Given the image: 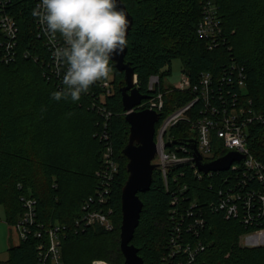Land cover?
<instances>
[{"label": "trees", "instance_id": "16d2710c", "mask_svg": "<svg viewBox=\"0 0 264 264\" xmlns=\"http://www.w3.org/2000/svg\"><path fill=\"white\" fill-rule=\"evenodd\" d=\"M1 1V8L16 20L19 35L14 60L6 63L0 54V205L5 208L7 222L15 225L25 211L22 198L37 202L33 232L8 249V260L3 264H39L40 240L34 231L58 224L65 226L67 232L62 244L64 264H124L120 238L122 191L129 174L123 151L130 136L121 96L125 75L110 60L111 71L100 80L111 81L112 95L104 100L111 113L108 121L96 108L101 107L99 81L79 101L70 97L53 99L52 94L64 85L49 74L51 55L45 40L38 38L37 17L33 15L37 0ZM121 1L133 17L126 39L125 63L137 76L136 87L150 99L164 94L157 128L172 112L194 99L191 92H178L163 85L177 59L183 64L182 73L192 83L210 74L217 85L225 70L237 66L246 76L243 99L251 100L252 107L264 113V0ZM208 3L218 6L223 28V40L215 48H210L208 40L198 35ZM5 41L0 30V45ZM153 76L159 78V84L151 90ZM227 90L241 93L237 85ZM148 101H143V105H148ZM202 105L201 102L196 106L198 116ZM103 133L111 137L119 172L112 180L106 204L101 205L97 194L101 181L97 174L103 169ZM192 134L191 124L183 121L170 130L169 138L174 145H187ZM261 145L252 144V153L264 163ZM178 156L190 154L178 152ZM241 175L242 172H215L199 177L190 164H181L168 169L165 182L160 168L155 169L150 191L139 194L143 209L132 241L144 264H188L183 255L175 261L167 258L170 238L182 223L181 214L189 210L204 221L196 236L185 232L183 238L184 245L201 242L204 246L193 264H264V246L240 245L243 236L263 229L264 225L248 226L238 217L226 219L211 207L220 198L219 190L236 188ZM251 185L257 186L258 182ZM92 198L95 201L91 210L106 215L109 210L112 212L108 216L113 230L99 225L77 228L83 206ZM174 200L178 203L174 204ZM194 204L198 207L194 208ZM190 222L194 223L195 218Z\"/></svg>", "mask_w": 264, "mask_h": 264}, {"label": "built area", "instance_id": "2783aa9c", "mask_svg": "<svg viewBox=\"0 0 264 264\" xmlns=\"http://www.w3.org/2000/svg\"><path fill=\"white\" fill-rule=\"evenodd\" d=\"M39 3L40 0H37V7ZM1 6L2 1L0 0V30L6 38V41L1 44L2 46L0 45L2 47L0 54L3 60L9 63L16 56L14 49L17 46L19 27L16 20L6 13ZM37 32L38 38L45 40L51 55L49 74L58 81L63 82L66 67L54 55L55 49L60 46L62 41L59 38L49 39L38 18ZM198 35L201 39L208 40L210 48H215L222 42L223 28L218 18V6L215 4L208 3L204 7V15L198 28ZM232 75L235 76V79ZM245 79L244 71L235 65L231 66V69L225 70L221 79L217 81V85L213 84V78L210 74H204L198 83H192L190 78L182 73L178 85L168 88L178 92H191L194 99L172 112L157 128V156H160L159 167L165 182L167 181L168 169L181 164H190L195 175L199 177H202L201 174L206 175L198 170L192 155L193 151L188 145L189 142H195L197 152L204 163L213 162L228 152L244 156V160L232 164L230 169L225 172H242L240 176L242 178L238 177L239 182L236 184V188L226 187L219 190L220 198L211 207L223 213L226 219L238 217L248 226L260 227L264 225V163L252 153V144L259 142L264 147V129L259 128L260 126L264 127V113L255 110L252 107L251 100L243 99ZM110 82L109 80L98 82L99 88L103 91L102 94H105L106 97L112 94ZM158 84L159 78L153 76L150 79V89H155ZM233 85H237L241 93L235 94L233 91L227 90V87ZM201 102L203 105L197 111L200 112L198 116L196 106ZM147 103L146 106L143 105L145 103H142L137 111L151 110L161 116L164 109V94H158L156 97L149 99ZM96 108H98L105 121L110 120L111 113L105 107L101 105V107L96 106ZM183 121L191 124L193 134L190 136L187 145H174L175 143H172L169 138V132ZM102 138L106 140V147L103 154V169L97 174L101 181V188L99 186L97 194L100 195L98 202L104 205L107 200L106 196L110 194L112 180L119 172V163L114 158L111 137L107 133H103ZM167 144H171V147H166ZM173 148H176V150ZM178 152L188 153L190 156L180 157ZM212 173L215 172L207 174ZM224 181L225 183L228 182L226 179ZM254 181L258 182L257 186L251 185ZM22 201L25 211L17 223V228L20 230L21 239L26 240L29 234L33 232L32 228L36 224L37 202L32 198H22ZM90 201L83 206V214L76 222L77 228L81 230L84 227L99 225L107 231L113 230V223L108 216L112 212L109 210L106 215L102 211L91 210V203H94L95 199L92 198ZM173 202L176 204L178 200ZM193 207L197 208L198 206L194 204ZM181 216L182 223L176 227L173 236L170 238V254L167 259L175 261L177 256L183 255L186 257L188 264H193L196 256L204 250V246L201 242L196 243L194 246L184 245L183 238L185 232L196 236L198 228H203L204 221L196 218L192 210L187 211L186 214H181ZM192 218H195V225L190 222ZM185 221H187L186 227L184 225ZM185 228L186 230H184ZM39 230L34 231V234L40 240L38 245L39 264H64L62 244L67 236L65 226L58 224ZM245 236H247V243L242 247L264 246V228Z\"/></svg>", "mask_w": 264, "mask_h": 264}, {"label": "clouds", "instance_id": "9594fccd", "mask_svg": "<svg viewBox=\"0 0 264 264\" xmlns=\"http://www.w3.org/2000/svg\"><path fill=\"white\" fill-rule=\"evenodd\" d=\"M33 15L49 39L62 41L54 52L66 67L64 88L52 94L57 101H79L109 75L110 60L127 46L128 20L118 0H40Z\"/></svg>", "mask_w": 264, "mask_h": 264}, {"label": "water", "instance_id": "95a60500", "mask_svg": "<svg viewBox=\"0 0 264 264\" xmlns=\"http://www.w3.org/2000/svg\"><path fill=\"white\" fill-rule=\"evenodd\" d=\"M118 4L125 11L128 20L127 39L133 24V17L121 0H118ZM126 54L127 47L122 53L114 55L111 59L117 70L125 75V86L121 89V96L123 107L127 112L126 121L130 125L129 143L123 151L124 156L128 159L129 177L122 191L121 251L125 258L124 264H144L132 241L139 226L143 209L139 194H146L150 191L154 171L159 168V165L152 163L158 154L156 133L160 114L151 110L137 111L142 102L150 99V97L144 96L138 91L135 82L137 76L131 66L125 63ZM188 145L193 151L192 155L198 170L204 174L226 172L232 164L245 159L244 156L237 153L228 152L213 162L204 163L197 152L195 142H189ZM166 147H171V144H167Z\"/></svg>", "mask_w": 264, "mask_h": 264}, {"label": "rangeland", "instance_id": "374dc122", "mask_svg": "<svg viewBox=\"0 0 264 264\" xmlns=\"http://www.w3.org/2000/svg\"><path fill=\"white\" fill-rule=\"evenodd\" d=\"M171 68H172L171 74L168 77H166L163 81V85L165 86V88H167L168 86L169 87L177 86L178 83L181 81L182 71H183L182 62L178 59L174 60ZM135 82H137V78H135ZM245 91L246 89L243 90L244 93ZM105 99H106V95L102 94L101 95V105L106 108L104 104ZM153 164L160 166V156L159 155L153 161ZM21 240H22L21 233H20V230H18L17 228V223L15 225H11L7 222L5 208L4 206L0 205V263L3 264L4 262L8 260V249L11 246L19 245ZM246 243H247V236H243L240 240V245L245 246ZM97 263L107 264L105 262H94L93 264H97Z\"/></svg>", "mask_w": 264, "mask_h": 264}, {"label": "crops", "instance_id": "0c3cea01", "mask_svg": "<svg viewBox=\"0 0 264 264\" xmlns=\"http://www.w3.org/2000/svg\"><path fill=\"white\" fill-rule=\"evenodd\" d=\"M168 87H169V86H168ZM168 87H167V88H168ZM170 87H171V86H170ZM102 93H103V91L101 92V95H102ZM101 95H100V99H101ZM111 95H112V94H111ZM107 97H109V96H107ZM98 112H99V111H98ZM152 164H153V163H152ZM102 168H103V167H102Z\"/></svg>", "mask_w": 264, "mask_h": 264}, {"label": "bare ground", "instance_id": "6f19581e", "mask_svg": "<svg viewBox=\"0 0 264 264\" xmlns=\"http://www.w3.org/2000/svg\"><path fill=\"white\" fill-rule=\"evenodd\" d=\"M97 264H102V263H97Z\"/></svg>", "mask_w": 264, "mask_h": 264}]
</instances>
